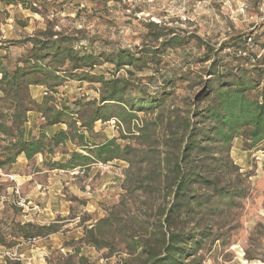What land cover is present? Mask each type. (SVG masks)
Masks as SVG:
<instances>
[{
    "label": "rangeland",
    "instance_id": "obj_1",
    "mask_svg": "<svg viewBox=\"0 0 264 264\" xmlns=\"http://www.w3.org/2000/svg\"><path fill=\"white\" fill-rule=\"evenodd\" d=\"M29 2L35 11L21 5H5L0 0V56H6L11 63L29 48L25 40L43 30L46 20L55 24L54 30H81L78 35L86 38L82 46L88 52L109 54L121 49L133 53L145 48L149 56V67L142 73L135 72V76L148 77L142 84L149 92L163 94L162 106L134 113L129 126L115 120L95 122L92 134H86L90 144L116 138L121 147L129 145L141 150L144 141L151 140L158 150L154 157L163 158V153L172 148L171 138L175 136L172 134L178 133L175 121L195 101V95L201 96L202 80L209 78L203 70L207 71L211 60L199 61L205 50L212 56L220 46L226 45L224 54L244 52L241 56L249 58H261L264 54V0ZM151 23L172 31L186 40V44L167 50L151 63L153 49H157L149 34ZM151 31L154 32L153 27ZM93 72L105 79L127 77L124 70H115L106 62ZM97 87V83L66 81L55 98L59 105L72 107L79 99L97 98ZM45 94L43 90L42 95L33 93L32 96L40 102ZM28 123L33 126V135L44 126L40 114L33 115L32 119L28 117ZM62 128L65 127L43 129L51 135ZM138 129L147 135L141 137ZM7 145L0 137V264H57L61 256L72 253L74 248L88 264L130 262L119 237L108 238L111 247L103 250L92 248L82 238L84 229L107 212L123 220L124 214L136 216L137 221L132 220L128 225L132 234H139L138 223L145 207L140 191L132 190L138 187L144 171V159L138 153L128 154V161L112 160L92 163L86 168L61 169L59 164L67 163L71 152L88 154L67 145L55 149L52 155H37L30 160L20 155L13 164H6L3 154ZM262 146L247 150L242 138L232 141L229 151L232 167L223 181L235 185L243 194L231 201L223 196L224 202L211 196L210 203L205 205L211 211L201 221V227L205 226L207 232L203 249L190 257L184 256L183 264H264ZM220 156L225 154L222 152ZM161 201L158 196L157 205ZM192 225H184L186 233Z\"/></svg>",
    "mask_w": 264,
    "mask_h": 264
},
{
    "label": "trees",
    "instance_id": "obj_2",
    "mask_svg": "<svg viewBox=\"0 0 264 264\" xmlns=\"http://www.w3.org/2000/svg\"><path fill=\"white\" fill-rule=\"evenodd\" d=\"M2 1L5 5H21L35 11L29 0ZM54 25L46 20L43 30L25 40L29 48L13 63L0 56V137L8 142L2 153L3 163L13 164L20 155L26 160L52 155L55 149L67 145L78 147L88 155L71 152L68 162L59 164L61 169L128 161V154L138 153L144 159V171L137 181L138 187L131 189L140 191L145 207L138 223L139 234H132L128 225L132 220L137 221L136 216L124 214L123 220L107 212L84 229L82 239L92 248L103 250L111 247L108 238L119 237L130 258L125 264H183L184 256L190 257L203 249L207 232L201 221L211 211L205 206L211 196L219 197V201L225 196L231 201L243 194L235 185L223 181L232 167L229 159L232 141L240 137L247 150L259 149L261 145L264 150V54L261 58L242 57L244 52L240 51L239 55L224 54L226 45L220 46L212 56L205 50L199 61L211 60V63L207 71L203 70L209 77L202 80L204 90L201 96L195 95V101L175 121L178 133L172 134L175 135L171 138L172 148L162 152L163 158L158 159L154 157L158 150L151 140H145L139 150L129 145L119 146L116 138L90 144L86 136L92 134L97 121L115 120L129 126L134 113L162 106L163 94L149 92L142 84L148 77L135 76V72L142 73L150 65L145 48L133 53L121 49L109 54L88 52L82 46L86 38L78 35L81 30H54ZM149 28L151 40L157 44L151 63L167 50L186 44V40L170 30L152 23ZM104 62L115 70H124L127 77L105 79L94 74V69ZM70 80L97 83V98L79 99L72 107L59 105L55 95ZM32 86L44 89L46 94L40 102L32 97ZM31 112L41 115L44 126L36 140L26 141L24 127ZM53 126L65 128L49 135L44 129ZM127 130L132 133L130 128ZM137 131L141 137L147 135L141 134V129ZM158 196L162 201L157 205ZM191 223L186 233L184 225ZM61 259L57 264H88L76 248Z\"/></svg>",
    "mask_w": 264,
    "mask_h": 264
},
{
    "label": "crops",
    "instance_id": "obj_3",
    "mask_svg": "<svg viewBox=\"0 0 264 264\" xmlns=\"http://www.w3.org/2000/svg\"><path fill=\"white\" fill-rule=\"evenodd\" d=\"M43 88L41 87V86H32V87H30V93H31V95L34 93L35 95H39V94H41L42 95V92H43ZM40 91H41V93H40ZM33 97V96H32ZM34 98V97H33ZM35 99V98H34ZM41 99V98H40ZM29 116L28 117H30V119H32L33 118V115H37V114H35V113H33V112H31V113H29L28 114ZM31 124V123H30ZM30 124L28 123H26V125H25V127H24V137H25V140L26 141H34V140H36L37 139V134L38 133H40L39 132V129H36L37 130V134L36 135H33V132H35L34 130H32V127L30 126ZM63 129V128H62Z\"/></svg>",
    "mask_w": 264,
    "mask_h": 264
},
{
    "label": "built area",
    "instance_id": "obj_4",
    "mask_svg": "<svg viewBox=\"0 0 264 264\" xmlns=\"http://www.w3.org/2000/svg\"><path fill=\"white\" fill-rule=\"evenodd\" d=\"M242 55H244V54H242ZM111 122H113V121H111Z\"/></svg>",
    "mask_w": 264,
    "mask_h": 264
}]
</instances>
